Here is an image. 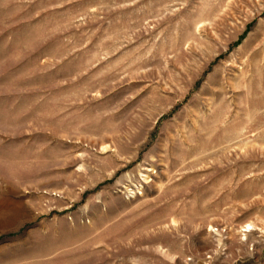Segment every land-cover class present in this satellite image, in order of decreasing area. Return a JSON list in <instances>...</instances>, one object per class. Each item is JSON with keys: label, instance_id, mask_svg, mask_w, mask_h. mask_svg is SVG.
I'll return each instance as SVG.
<instances>
[{"label": "rangeland", "instance_id": "1", "mask_svg": "<svg viewBox=\"0 0 264 264\" xmlns=\"http://www.w3.org/2000/svg\"><path fill=\"white\" fill-rule=\"evenodd\" d=\"M0 264H264V0H0Z\"/></svg>", "mask_w": 264, "mask_h": 264}]
</instances>
